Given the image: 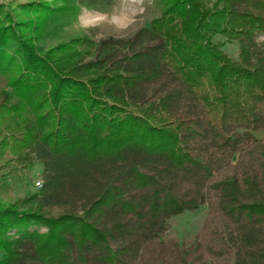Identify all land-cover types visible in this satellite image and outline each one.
Segmentation results:
<instances>
[{
	"label": "trees",
	"instance_id": "trees-1",
	"mask_svg": "<svg viewBox=\"0 0 264 264\" xmlns=\"http://www.w3.org/2000/svg\"><path fill=\"white\" fill-rule=\"evenodd\" d=\"M116 4L0 5V110L42 166L0 204V264H264V0H159L126 37L65 31ZM205 205L189 246L164 237Z\"/></svg>",
	"mask_w": 264,
	"mask_h": 264
},
{
	"label": "rangeland",
	"instance_id": "rangeland-1",
	"mask_svg": "<svg viewBox=\"0 0 264 264\" xmlns=\"http://www.w3.org/2000/svg\"><path fill=\"white\" fill-rule=\"evenodd\" d=\"M54 1L56 0H0V5L13 8L38 2L52 4ZM158 2L159 0H143L141 4L140 0H117L113 8L105 11L80 7L65 31H72L82 38L94 41L104 37H126L149 25L159 14ZM84 25L91 27L86 29ZM224 51L230 58L235 59L237 56V47L234 44L227 45ZM7 83V77L0 76V104L5 99V94L11 92ZM11 116L13 115L5 110H0V204L16 202L35 193L38 191L36 181L42 177L41 164L28 158L17 142L23 134L24 125L20 119ZM254 135L264 138L263 133ZM207 214L208 208L205 205L198 210L184 211L172 217L167 222L168 229L164 237L189 246L202 231ZM214 264H222V260L219 259Z\"/></svg>",
	"mask_w": 264,
	"mask_h": 264
},
{
	"label": "built area",
	"instance_id": "built-area-1",
	"mask_svg": "<svg viewBox=\"0 0 264 264\" xmlns=\"http://www.w3.org/2000/svg\"><path fill=\"white\" fill-rule=\"evenodd\" d=\"M36 183H37V187L39 189L42 185V180H37Z\"/></svg>",
	"mask_w": 264,
	"mask_h": 264
},
{
	"label": "clouds",
	"instance_id": "clouds-1",
	"mask_svg": "<svg viewBox=\"0 0 264 264\" xmlns=\"http://www.w3.org/2000/svg\"><path fill=\"white\" fill-rule=\"evenodd\" d=\"M140 3L143 4V0H140ZM83 27H85V28L87 29V28H89V27H91V26H89V25H84Z\"/></svg>",
	"mask_w": 264,
	"mask_h": 264
}]
</instances>
